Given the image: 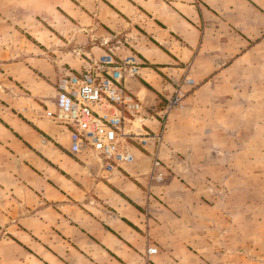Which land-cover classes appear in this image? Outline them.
Instances as JSON below:
<instances>
[{"label":"crops","instance_id":"1","mask_svg":"<svg viewBox=\"0 0 264 264\" xmlns=\"http://www.w3.org/2000/svg\"><path fill=\"white\" fill-rule=\"evenodd\" d=\"M15 1L0 13L25 15L24 0ZM51 2L67 16L55 7L29 12L51 15L55 32L37 28L38 43L0 47V256L15 264H171L146 254L152 194L164 200L174 183L152 166L155 155L170 156L163 144L130 145L131 160L105 166L91 152L71 154L69 131L45 112L55 109L62 75L94 68L110 49L136 57L138 72L124 86L141 103L136 120L153 132L181 84L185 97L167 116L178 124L213 80L264 44V0Z\"/></svg>","mask_w":264,"mask_h":264},{"label":"rangeland","instance_id":"2","mask_svg":"<svg viewBox=\"0 0 264 264\" xmlns=\"http://www.w3.org/2000/svg\"><path fill=\"white\" fill-rule=\"evenodd\" d=\"M51 1L24 0L19 6L24 7L25 15L0 13V47L19 41L38 43L37 28L55 32L51 15L29 12L30 8H54ZM16 6L15 0H0V12ZM55 8L67 16L59 6ZM105 53L127 58L110 49ZM128 57L138 63L136 57ZM65 75L56 82L57 93ZM211 84L210 90L195 97L199 107L182 112L178 124H170L169 113L160 114L158 132L136 120L141 103L130 94L137 106L126 111L124 131L147 132L150 137L146 142L132 137L122 142L121 148L129 153L130 145L144 148L150 140L157 146L163 144L170 156L163 161L155 155L152 166L165 169L174 182L164 200L152 194L154 244L147 247L146 254H164L171 264H264V44ZM56 112L55 103V109L47 110L45 116L69 131L52 117ZM69 152H91L108 166L92 151L72 152L71 138ZM4 250L7 247H1L0 252ZM0 264L15 261L0 256Z\"/></svg>","mask_w":264,"mask_h":264},{"label":"built area","instance_id":"3","mask_svg":"<svg viewBox=\"0 0 264 264\" xmlns=\"http://www.w3.org/2000/svg\"><path fill=\"white\" fill-rule=\"evenodd\" d=\"M138 66L133 57L121 59L105 53L94 63V68L68 73L60 79L57 112L49 115L68 127L72 152L92 151L111 166L132 158L122 150V142L132 137L146 142L150 137L147 132L124 131L126 111L137 106L124 86V77L136 75ZM191 82L187 79L185 83ZM180 89L181 84L168 99L164 114L180 105L183 98Z\"/></svg>","mask_w":264,"mask_h":264}]
</instances>
